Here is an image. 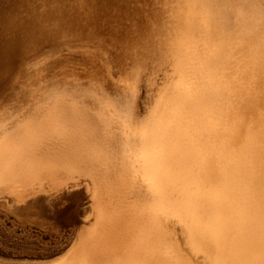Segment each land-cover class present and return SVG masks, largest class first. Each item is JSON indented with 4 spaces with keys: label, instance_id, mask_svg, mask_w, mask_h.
I'll use <instances>...</instances> for the list:
<instances>
[{
    "label": "rangeland",
    "instance_id": "obj_1",
    "mask_svg": "<svg viewBox=\"0 0 264 264\" xmlns=\"http://www.w3.org/2000/svg\"><path fill=\"white\" fill-rule=\"evenodd\" d=\"M177 1L0 0V264H264V0H188L184 22ZM92 179L115 210L102 230L83 194L52 210L55 187Z\"/></svg>",
    "mask_w": 264,
    "mask_h": 264
},
{
    "label": "snow or ice",
    "instance_id": "obj_2",
    "mask_svg": "<svg viewBox=\"0 0 264 264\" xmlns=\"http://www.w3.org/2000/svg\"><path fill=\"white\" fill-rule=\"evenodd\" d=\"M51 31L57 35L59 34V28L56 26H53ZM42 38L43 37L41 36L31 38V40L29 41V45L31 46L38 44ZM130 87L131 93L128 98V109L129 115L134 117L140 112L141 109L138 101L134 100V97L136 96L135 84H131ZM5 104L6 102L0 103V111H6ZM18 119L24 122L20 125V129L26 126L33 129L32 140L37 139V133H40L44 130L42 117H40L38 113L34 114L31 109H27L25 112L20 113ZM146 119L147 118H145V120ZM96 120L98 124L102 123V121H100L99 114H97ZM143 122L144 121H142V123ZM20 129H13V132L19 131ZM53 131L54 133H59L62 131V129H55ZM11 135L12 133L4 129L2 132V137H0V144L8 141ZM83 179L88 180V175L85 174L83 176ZM93 188H95V192H93ZM82 189L84 190L83 193L81 192ZM54 193L55 194L52 199L53 212H56L58 210L67 212L71 210L74 198L83 194L87 197L89 201V207L91 208L89 215L84 218L86 221L95 219L97 227L102 230L108 222L115 218V210L106 203L107 193L105 189L94 179L89 180L87 184H81L78 182L74 186L66 181L62 182L57 187V189L54 190ZM61 201H67V204L61 205ZM160 227L162 229L165 227L164 221L162 219H160ZM53 264H59V259L54 257ZM84 264H88V262H84ZM183 264H198V260L195 257H193V259L191 260L185 259L183 261Z\"/></svg>",
    "mask_w": 264,
    "mask_h": 264
},
{
    "label": "bare ground",
    "instance_id": "obj_3",
    "mask_svg": "<svg viewBox=\"0 0 264 264\" xmlns=\"http://www.w3.org/2000/svg\"><path fill=\"white\" fill-rule=\"evenodd\" d=\"M124 2V1H123ZM121 3V2H120ZM125 3V2H124ZM177 5H178V7L179 8H181L182 10H183V17H181V22H184L185 20H186V17H187V12H188V9H189V2H188V0H184L183 2H179V1H177ZM180 18V17H179ZM180 31H179V33H180V35L181 36H183V34H184V27L182 28V26H180V29H179ZM256 31H258V30H256ZM258 41L259 42H261L260 41V39H258ZM182 52V51H181ZM180 52V53H181ZM184 52V51H183ZM247 52V51H246ZM179 53V54H180ZM246 57H248L250 60L249 61H252V62H255V60H254V58L249 54V55H246ZM214 60V59H213ZM216 60H217V58H216ZM132 63H134L133 61H132ZM232 71H233V69H232ZM253 77L254 78H261V79H264V73L262 72V71H260L259 69H254V72H253ZM258 78H257V80H258ZM257 89H260V87H259V85H258V87H257ZM261 90V89H260ZM226 94V93H225ZM229 96V95H228ZM232 99V98H231ZM231 99H229V101H230V103L232 104L233 102V100H231ZM184 100V99H183ZM187 104V103H186ZM254 105H255V103H254ZM254 105H252V107L254 106ZM229 108V107H228ZM251 111H252V113H254L255 114V116L252 118V124L253 125H255V126H253L254 128H256L257 127V125L259 126L260 125V119H259V117H258V111L256 110V108H253V109H251ZM204 113V112H203ZM237 114H239V113H235V114H233V116H236V118L234 117V126H235V124L236 123H239L240 122V118L237 116ZM206 115V114H205ZM253 116V115H252ZM238 117V118H237ZM242 121V120H241ZM236 122V123H235ZM241 124H242V122H240ZM241 124H239V125H241ZM237 125V124H236ZM238 125V126H239ZM177 132V131H176ZM181 135V134H180ZM177 136H178V132H177ZM194 136V135H193ZM197 136V135H196ZM183 137V136H182ZM227 140H233V136H224ZM188 138V137H187ZM178 139H181V138H179L178 137ZM186 139V138H185ZM192 139V138H191ZM184 140V139H183ZM32 142V144H33V141H31ZM140 142V141H139ZM181 142V141H180ZM141 143V142H140ZM190 145V144H189ZM193 145V144H192ZM191 147V146H190ZM195 150V149H194ZM197 150V149H196ZM200 151V150H199ZM27 153V152H26ZM10 154H11V151L10 150H6V152H5V154L4 155H6V156H10ZM193 154H195V153H193ZM199 154V153H198ZM215 155V154H214ZM41 156V154H37V157L35 156L34 157V161H35V163H39V160H40V157ZM199 157V156H198ZM217 157V156H216ZM174 158H178L177 156L175 157L174 156ZM193 159V158H192ZM190 160V159H189ZM191 161H193V160H191ZM194 161H195V159H194ZM215 161V160H214ZM190 162V161H189ZM195 162H197V160L195 161ZM200 162V161H199ZM198 162V163H199ZM193 163V162H192ZM197 164V163H196ZM195 164V165H196ZM212 164V163H211ZM196 168H197V165H196ZM197 169H195V171H196ZM250 170V169H249ZM248 170V171H249ZM23 173V175L25 176V178H30L31 176H32V174H33V172H34V169H32L31 167H28V168H26L24 171H22ZM192 172H194V171H192ZM60 174V173H59ZM193 174H195V172L193 173ZM192 174V175H193ZM45 175H43L42 177H40V179L38 180L39 182H40V180H42L43 179V177H44ZM62 177V176H61ZM213 177V176H212ZM247 177H249V176H247ZM197 178V177H196ZM200 179V178H199ZM192 180V179H191ZM188 181V180H187ZM193 181H195V180H193ZM207 181V180H206ZM202 182H203V179H202ZM188 183H191L190 182V180H189V182ZM192 183H194V182H192ZM53 184V183H52ZM206 184H207V182H206ZM195 186H196V184H194ZM192 186H193V184H192ZM42 187V186H41ZM55 189H56V187H55ZM44 190V189H43ZM192 190H194V189H192ZM190 191V195H192L191 193L193 192V191ZM195 190H197L196 188H195ZM195 190H194V193H196L195 192ZM170 192H172V191H170ZM193 193V194H194ZM199 192H197V194L196 195H198V197H199V194H198ZM202 192L200 191V194H201ZM49 194V193H48ZM189 195V196H190ZM203 195V194H202ZM202 195H201V197H202ZM188 196V195H187ZM195 197V196H194ZM196 198H197V196H196ZM197 199H199V198H197ZM201 199V198H200ZM199 199V200H200ZM212 199V198H211ZM192 200V199H191ZM190 200V201H191ZM194 201V200H193ZM192 201V202H193ZM195 201H196V199H195ZM198 201V200H197ZM188 205H189V203H187ZM191 205V204H190ZM196 205H198V203L196 202ZM196 205H195V207L194 208H196ZM253 205H255V204H253ZM193 206H194V204H193ZM220 206V205H219ZM185 207V206H184ZM211 207V206H210ZM218 207V206H217ZM186 208H187V206H186ZM189 209H191V211H193L192 210V208H191V206L190 207H188ZM213 208H214V206H213ZM189 209H187V210H189ZM197 209V208H196ZM203 209V208H202ZM205 209V208H204ZM211 209V208H210ZM196 211V210H195ZM198 211V210H197ZM200 211V210H199ZM206 211V210H205ZM211 211V210H210ZM202 212V211H201ZM210 213V215H211V212H209ZM211 220V222L213 223V224H222V222L220 221V219L218 218V217H214V218H211L210 219ZM223 225H225V224H223ZM88 227V229L87 230H89V228H90V226L88 225L87 226ZM88 234H89V232H88ZM212 236H214V237H216L217 236V232L216 231H212ZM223 246L222 245H215V246H213V248H214V250H216V251H221L223 248H222ZM247 249H249V252L250 251H253V247L252 246H250V247H248V248H246L245 246H244V244L243 243H241L240 244V246H239V252H238V254L239 253H242V252H245L246 253V251H248ZM255 250V249H254ZM229 252V251H228ZM227 252V253H228ZM113 254V253H112ZM64 255H66V253L65 254H63L62 256H61V258L60 259H64ZM103 256V255H102ZM102 256L101 255H96V254H94V253H90L88 256H87V258H85V259H80V261H82L83 262V264H84V262H88V264H90L91 262H92V260H101V258H102ZM236 256H237V254H236ZM103 257H105V262L107 261V262H109V260H106V259H109V258H106V256H103ZM108 257V256H107ZM102 260H103V258H102ZM252 261H250L249 260V262H252V263H254V264H260L261 263V260H256V259H251ZM110 261H111V259H110ZM18 262V264H30V263H26V262H30V261H25V260H22V261H17ZM113 262V261H112ZM111 262V263H112ZM104 263V262H103ZM110 263V262H109ZM104 264H107V263H104Z\"/></svg>",
    "mask_w": 264,
    "mask_h": 264
}]
</instances>
